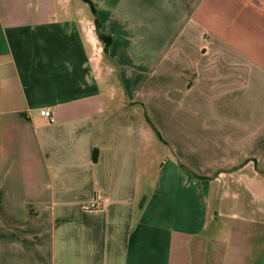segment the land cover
I'll return each instance as SVG.
<instances>
[{"label": "crops", "instance_id": "1", "mask_svg": "<svg viewBox=\"0 0 264 264\" xmlns=\"http://www.w3.org/2000/svg\"><path fill=\"white\" fill-rule=\"evenodd\" d=\"M44 1L0 0V264H264V0H87L107 53Z\"/></svg>", "mask_w": 264, "mask_h": 264}, {"label": "rangeland", "instance_id": "2", "mask_svg": "<svg viewBox=\"0 0 264 264\" xmlns=\"http://www.w3.org/2000/svg\"><path fill=\"white\" fill-rule=\"evenodd\" d=\"M32 1L33 0H31V2ZM44 4H46V6H48V7L51 6L54 9H57V10L59 8L61 9L63 6L68 4L71 8H74V10L78 11L79 13H81L82 16H84V15L85 16H90V10H89L88 6L81 0H45ZM103 48H104V45H103ZM157 144H158L157 146L159 147L160 146L159 143H157Z\"/></svg>", "mask_w": 264, "mask_h": 264}, {"label": "trees", "instance_id": "3", "mask_svg": "<svg viewBox=\"0 0 264 264\" xmlns=\"http://www.w3.org/2000/svg\"><path fill=\"white\" fill-rule=\"evenodd\" d=\"M82 1H83L85 4H87V5L89 6V8H90L91 11H92L93 16L95 17V19H94V24H95V29H96L97 38H98V40H99L100 42H102L103 45H104V48H103L104 53H107V50H108V48H109L110 45H111L112 39H111V37L106 36V35H104V34L101 33V23H100L98 17L96 16V13H95V11H94L92 5H91L87 0H82ZM147 122H148V120H147ZM152 129H153V131L155 132L156 136H157L158 138H160V135H159V133L156 131V129H155L154 127H152ZM180 167H182V166H180Z\"/></svg>", "mask_w": 264, "mask_h": 264}, {"label": "built area", "instance_id": "4", "mask_svg": "<svg viewBox=\"0 0 264 264\" xmlns=\"http://www.w3.org/2000/svg\"><path fill=\"white\" fill-rule=\"evenodd\" d=\"M40 115L42 117H44L45 119H47L49 122L54 121V119L52 117V113H51L50 109H48V108L40 110Z\"/></svg>", "mask_w": 264, "mask_h": 264}]
</instances>
